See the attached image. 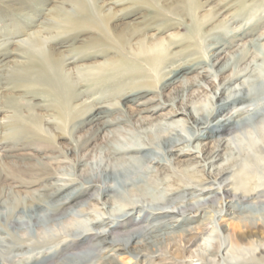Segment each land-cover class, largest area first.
I'll use <instances>...</instances> for the list:
<instances>
[{
  "label": "rangeland",
  "instance_id": "374dc122",
  "mask_svg": "<svg viewBox=\"0 0 264 264\" xmlns=\"http://www.w3.org/2000/svg\"><path fill=\"white\" fill-rule=\"evenodd\" d=\"M201 1L204 3V8L199 12L201 15H205L214 7L220 8L215 23L209 28L214 30L209 34L208 42L202 43L200 53L186 51L177 58L176 65L164 70L162 82H166L171 76L170 73L179 66L193 67L190 68L192 70L189 74L167 86L163 93L158 91V85L153 90L156 96L151 94L149 88L130 90L128 87H132V84L127 78L123 83L125 86L123 91L104 86L101 88L104 91L94 93L93 99L88 101L85 110L78 113L77 122L81 121L82 124L73 132V138L60 129L62 125L56 124L51 111L40 112V116L42 115L49 123L43 126V130L54 139L51 144H54L56 148L23 130L20 134L8 136L10 131L2 126L10 121L12 112L1 109L0 171L4 170L6 164H20L26 167L46 165L50 168L51 176L27 188H20L17 182L0 178L3 193L0 198V264H6L4 259L15 260L17 264H22L25 258L33 259L34 257L40 262L51 255L57 258L55 260L58 263L72 264L64 262V259L74 254L83 256L89 253L91 251L89 248L94 239L96 241V236L105 230L107 233L110 229L108 226L114 227L118 222L125 226L126 222L123 221L126 219L129 224L130 222L141 223L144 227L147 222L153 226L164 225L165 228L159 234H174L173 240L180 239L182 236L180 232L184 229L193 228L196 233H199L202 225L207 223L209 227L205 229H208L209 233H200L201 237L197 244L185 248L186 252L183 254L182 261H178L181 264H208L202 255L211 262L210 264L214 261L216 264H264V258H262L264 255L254 251L255 247L251 245L244 244L240 246L242 249L239 247L231 249L228 239L233 233L230 225L236 223L233 216L225 218L224 214H215L209 209L195 215L190 214V211L178 215L181 212L178 208L182 204L188 202L189 205L195 202L190 201L191 196L184 200L185 202L176 199L177 202L169 203L162 208L153 207V204L149 206L144 204L143 210L142 208L130 210L124 200V197H127L139 201L140 193L138 192H143L165 203L167 195L178 196L183 193L189 195L193 191L195 196L203 199L201 196L203 193L200 190H204L213 192L212 201L207 202V206L215 207L213 210L219 207L234 215L245 216L246 214H242L240 208H244V205L249 206L252 202L247 203L248 201L245 200L229 204L225 197L215 202L216 205L212 202L218 193L223 192V189L233 192V188L242 186L243 181L247 188L264 189V170H256L253 167L254 164L245 161V158L254 154L248 145L249 140L256 143L255 151L260 150L261 141L258 138V131L264 130V111L260 118L250 114L244 115L247 118L245 125H242L241 117H237L238 114H236L249 101L253 103L257 101L255 99L264 98V0H248L246 6H243L244 9L238 3L239 0ZM99 3L107 8L113 6L111 4L113 0H99ZM63 4V7L70 8V5L63 0H0V45L4 43L0 50L17 49L19 43L26 41L25 34L33 30L41 31L42 27L48 23V19L52 18L48 16L49 12L57 13L58 7ZM225 6L227 7L224 8ZM245 9H248V16L244 12ZM139 15L141 14L131 16L124 21L125 23L139 21L141 20L137 19ZM222 21H226V24H221L223 26L215 29ZM177 28L165 32L162 38L185 34V31H179ZM66 45L69 46V44ZM220 46V50L224 52L220 54L219 59L210 63L209 66L205 65L209 55ZM9 66H12L11 62ZM234 75H238L239 78L235 80ZM138 81L140 85L151 82L150 79L143 78ZM25 85L29 87V84H20L18 81L3 80L0 81V93L6 91L8 93L12 90L17 91L16 96H20L22 91L26 90ZM2 86H6V91L1 90ZM125 92L128 96L146 93L143 98L128 103L126 106L130 109L128 111L122 106V101L115 98ZM244 93L251 98L249 101L226 106L229 101L242 97ZM20 99L25 106L33 103L30 102V98ZM117 109L120 112H114ZM178 109L179 117L171 118L169 115L172 110ZM96 110H109L110 113L103 114L99 120L93 122L94 124L84 122ZM202 115L205 116L207 124L198 126L194 120ZM143 119L150 123L142 125ZM148 134L153 135L152 140H149ZM170 136L179 143L173 152L171 148H166L163 142ZM78 144H84L85 148L79 151ZM129 148L140 150L129 152V154L124 153V150ZM256 163L264 165V158L258 160L256 158ZM227 168L229 173H220ZM189 170L196 173L193 181L185 180L182 183L176 180V174ZM105 176H108L106 181H104ZM87 178L94 182L93 187L88 188L89 186L83 185ZM201 180L205 182L202 186H198L196 182L199 183ZM155 183H158V186ZM104 189L108 191L106 195L103 193ZM79 192L82 194L78 195L80 198L74 204L68 205V208L65 207L56 218L51 217L48 209L59 203L70 204L72 199L68 197L77 198ZM39 200L41 205L35 203ZM18 201L23 204L16 209L14 207ZM27 201H35V205L30 207L26 204ZM190 208L188 206V209ZM30 211L39 218L38 223L30 220L32 216ZM163 212H173L176 216L160 219V215L157 214ZM258 212L254 213L258 214ZM116 214L121 216L115 218ZM148 215L150 216L147 218ZM10 216L13 221L9 220ZM98 221H105V225L97 224ZM15 223L17 225H14ZM223 226L226 233L222 231ZM213 230L215 232L211 233L210 231ZM116 234H123V232ZM56 235L61 236V239L42 250L34 251L25 248L22 253H18L19 255L4 254L5 249L15 242L13 236H30L33 238L31 242L34 243L49 236L56 237ZM31 242L27 245H31ZM74 244L78 245L77 250L67 251V245ZM205 244L208 245V251L213 253L212 256L202 251L201 247L204 249ZM133 248L141 249L142 253L133 256L126 251H121L118 257L119 264H172L168 261L162 262V256L161 258L154 256L152 253L156 251L155 248L147 252L148 247L143 238L131 243L130 249ZM1 254L6 257L2 258ZM110 254L112 253L106 252L98 257L96 254L84 264H95L96 260L100 261L102 257Z\"/></svg>",
  "mask_w": 264,
  "mask_h": 264
},
{
  "label": "bare ground",
  "instance_id": "6f19581e",
  "mask_svg": "<svg viewBox=\"0 0 264 264\" xmlns=\"http://www.w3.org/2000/svg\"><path fill=\"white\" fill-rule=\"evenodd\" d=\"M247 1L248 0H239L238 3L241 4L242 9L245 8L243 6H246L245 4ZM63 2L68 3L70 8L63 7V4L58 7L59 10L57 13L56 11L49 12L48 16L52 18L48 19V23L45 27H42L41 31L33 30L25 34L27 37L26 41L19 43L15 50H0V81H18L20 84H29V87L25 85L26 90H23L20 96L15 95L17 91L11 90L7 93L5 90L6 86H2L1 88L2 91L6 92L0 93V111L1 109H7L12 112V116L9 118L10 121L2 126V128L10 131L8 136H12L16 133L20 134L21 130H23L34 138L42 140L45 143H50V145L53 146L54 144H51L53 138L43 130V126L49 123L44 120L42 115L40 116V112L49 110L52 112V117L55 118L54 121H56V124L62 125L60 129L64 133L67 132L70 135L69 137L73 138V132L82 124L81 121L77 122V115L85 110L88 101L93 99V94L104 91V89H101L104 86L123 91L125 88L123 83L126 78L131 81L132 87H128L130 90H136V88H149L151 94L156 96L153 90H155L158 85V91L163 93L167 86H170V84L180 80L181 77L189 74L192 70L190 68L193 67L179 66L178 69L170 73L171 76L166 82H162L161 78L164 74V70L172 65H176L177 58L182 56L186 51L200 53L203 45L202 43L208 42L209 34L214 30H209V28L215 23L218 12L220 11V8L216 9L214 7L205 15L199 14L200 10L204 8V3L201 0H113V3H111L113 6H111V8L100 5L99 0H63ZM226 7L227 6L224 8ZM247 11L248 9H245L244 12L247 13L248 16ZM138 14L141 15H139L137 19L139 18L141 20L125 23V19L131 16H137ZM221 24H226V21L220 22L215 29L223 26ZM176 28L179 29V31H185V34L173 35L172 38H162L165 32ZM77 43H79V45H77ZM66 44H69V46ZM2 45H4V43H2L0 47ZM220 48L221 46L213 50L205 65L209 66L210 63H214L215 60L219 59L220 54L224 52L221 51ZM9 62L12 63V66H9ZM234 76L235 80L239 78L238 75ZM142 78L150 79L151 82L148 84L146 83L147 85H140L138 79ZM145 93H135L133 96H128L125 92V94L115 98L121 100L122 106L126 108L128 103L143 98ZM25 97L30 98V102H33L31 103L32 105L26 104L25 106V104L22 103L23 100L20 98ZM249 99H251L249 95L244 93L242 97L229 101L226 106L240 104L249 101ZM255 100L257 101L253 103L249 101L248 104H244L246 106L242 105L244 108L236 112V114H238L237 117H241L240 122L242 125L247 124V118L244 116L246 114H250L257 118L263 116L264 98ZM126 109H128V111L130 110L129 108ZM114 112H120V110L117 109V111ZM106 113H110V111L96 110L94 113L90 114L88 119L84 122L93 123ZM179 114V109L172 110L169 116H171V118H177ZM149 123L150 121L148 120L143 119V121H141L142 125ZM194 123L198 126H204L207 124V120L205 116L202 115L200 118L195 119ZM148 138L152 140L153 135L148 134ZM258 138H260L261 141V144H259L260 150L255 151L256 143L249 140L248 145L254 151V154L245 158V161L254 164L253 167H255L256 170H264V165L256 163V158L257 160L264 158V130L258 131ZM163 142L166 148H171V152H173L174 148L179 144L178 141L171 136L167 137ZM77 146L79 151L85 148L84 144H78ZM54 147L55 146H53V148ZM139 150V148H129L124 150V153L129 154V152H138ZM112 160H114V158ZM3 169L4 170L0 171V178L2 177L7 181L12 180L11 182H17L20 188L35 186V184L45 177L51 176L49 172L50 168L46 165L26 167L20 164H6ZM228 169L229 168L223 169L220 173L227 174L229 173ZM176 175V180L182 183H184L185 180L193 181L196 177V173L190 170L183 171ZM92 176L94 177L93 174ZM105 178L104 181L108 179V176H105ZM86 180L87 181L83 182V185L89 186L88 188L93 187L94 182L88 178ZM204 182V180H201L199 183H196L198 186H202ZM158 183L155 184L158 186ZM233 189V192L228 189H223V192L218 193L216 199L213 200L212 203L216 205L217 203L215 202L222 200L223 197L228 200L227 202H229V204H233L235 201L243 202L245 200L248 201L247 203L252 202L251 205H244V208H240L242 214H246L245 216L234 215V213H229L228 210L225 211L224 208L219 207L213 210L215 207L207 206V202L212 201L213 192L204 190H200L203 193L201 195L203 199H200V196H195L193 191L189 195H186V193L178 196L173 194L172 196L175 195L174 197L167 195L165 203L143 192H138L140 193L138 196L139 201H134L127 197H124V200L127 202V206H129L130 210H134L135 208H142L143 210L145 207L144 204H146V206L153 204V207L157 206L158 208H162V206H167L169 203H174L176 199H181V202H185L184 200L191 196L192 198L190 201L194 200L195 202L193 201L194 203H189V205L187 204L188 202L182 204V206L178 208L181 211L178 215L186 211H190V214L194 213L195 215L200 211L209 209L215 214H224L225 218L227 216H233L232 218L236 223L230 225L233 233H231V236H229L230 239H228L231 249L234 247L241 248V245L246 244L247 246L248 244L255 247V249L253 248L254 251L264 255V189L257 190V188H247L244 181L242 186H236ZM106 192L108 191L104 189L103 193L105 194ZM80 194L82 193H77V196ZM2 195L3 193L0 187V198ZM44 197L50 198L48 196ZM78 198H80V196L77 198L69 196L68 199H72L70 204L59 203L48 209L51 213V217L56 218L59 212L64 210L65 207L68 208V205L71 206L74 204ZM34 202L35 201H27L26 204L30 205V207L31 205L33 207L35 203L41 205L40 200L39 202ZM22 204L21 201H18L14 208L17 209L21 207ZM188 206L191 208L188 209ZM256 211H259L258 214L254 213ZM173 212H163L157 215H160V219H165L176 216ZM30 213H32L30 220L34 223H38L39 218L34 216L33 211H30ZM114 216L116 218L117 216H121V214H116ZM149 216L150 215L146 217L148 218ZM11 219L10 216L9 220ZM127 221V219L123 221L126 222L125 226L119 224L118 221L114 227L108 226L110 229L107 233L105 230L101 232L99 236H96L97 242L94 239L95 242H92L89 248L91 251L89 253L83 254V256L74 254L70 258L68 256L64 259V262L84 264L96 254V257H98L107 252V254H112L108 256L105 255L100 261L96 260L97 263H94L119 264L118 257L121 251H126L133 256L142 253L141 249H130V245L138 239L143 238L148 247L147 252L155 248L156 251L153 250L154 252L152 254L156 257L160 256V258L162 256V262L168 261V263L172 264H181L179 262L183 259V254L186 252L185 248L195 246L201 237L200 233H209L208 229H205L209 226L207 223H204L199 233H196L193 228L184 229L180 232L182 235L181 238L173 240L172 235L174 234H159V232L165 228L164 225L153 226L150 222H147L144 227L141 223L130 222L129 224ZM49 224H51V222ZM97 224L103 226L105 225V221H98ZM14 225L17 224L15 223ZM72 229H74V227ZM222 231L224 233L227 232L225 231V227ZM117 232H123V234H116ZM210 232L212 233L215 231L213 230ZM60 239L61 236L59 237L56 235V237L49 236L41 241L38 240L32 243L31 241L33 238L30 236H13L15 242L5 249L4 254L14 256L18 253H22L25 248L34 251L42 250L44 247ZM28 242L32 244L27 245ZM75 244L67 245V251L75 252L78 248V245ZM207 246L208 245L205 244L204 249L203 247H201V249L202 251L204 250L203 252H206L208 256H212L213 253H211L210 250L208 251ZM1 257L4 258L6 256L1 254ZM53 257L54 256L51 255L45 259L43 258L44 260L40 262L37 261L35 257L33 259L25 258L26 260H24L22 264H63V262H56L55 259L57 258ZM202 257L208 264L211 263L204 255H202ZM4 261L6 264H17L15 260L4 259ZM212 264H216L215 261L212 262Z\"/></svg>",
  "mask_w": 264,
  "mask_h": 264
}]
</instances>
